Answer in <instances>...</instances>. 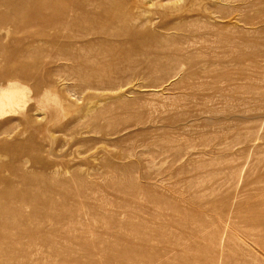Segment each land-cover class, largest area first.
Returning <instances> with one entry per match:
<instances>
[{
  "label": "rangeland",
  "instance_id": "374dc122",
  "mask_svg": "<svg viewBox=\"0 0 264 264\" xmlns=\"http://www.w3.org/2000/svg\"><path fill=\"white\" fill-rule=\"evenodd\" d=\"M114 1L102 73L57 84L65 158L0 126V145L26 141L30 176H74L72 200L0 218V264H264V0Z\"/></svg>",
  "mask_w": 264,
  "mask_h": 264
},
{
  "label": "bare ground",
  "instance_id": "6f19581e",
  "mask_svg": "<svg viewBox=\"0 0 264 264\" xmlns=\"http://www.w3.org/2000/svg\"><path fill=\"white\" fill-rule=\"evenodd\" d=\"M69 2L71 7L67 8ZM119 14L114 0H0V126L15 123L9 129L12 131L4 132L8 137L23 127L26 134L33 131L35 138L30 135L33 138L29 141H41L32 151L47 153L51 159L65 158L71 141L58 145L55 129L70 138L75 126L61 125L65 111L70 109L58 81L64 77V70L86 83L97 79L102 73L97 68L98 57L105 51L96 43H106L118 35L109 29L122 21ZM30 161L26 141L0 145V174L14 173L18 183L35 189L18 191L14 181L0 177V185L6 186L0 193V218L22 216L27 198L43 196L49 203L74 198L72 190L64 189L74 183V176L68 174L64 179L60 169L53 170V178L32 177L23 170ZM54 162L55 167L51 166L59 168L57 160ZM2 199L16 200L17 205H2ZM259 213L264 216V208ZM218 223V230L227 236L225 226ZM256 233L251 240L259 245L264 235L262 231ZM230 236L236 238L233 233Z\"/></svg>",
  "mask_w": 264,
  "mask_h": 264
}]
</instances>
